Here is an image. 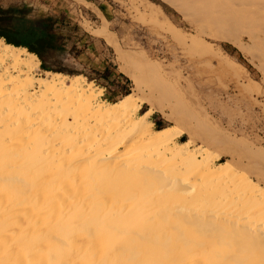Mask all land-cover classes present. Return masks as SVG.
I'll return each mask as SVG.
<instances>
[{"label": "bare ground", "instance_id": "bare-ground-1", "mask_svg": "<svg viewBox=\"0 0 264 264\" xmlns=\"http://www.w3.org/2000/svg\"><path fill=\"white\" fill-rule=\"evenodd\" d=\"M177 1L188 15H198L201 23L242 51L251 49L241 42L242 36L252 44L264 41V0ZM100 25L95 34H102ZM129 60L141 65L138 71L143 69L144 76L139 79L149 78L156 96L169 95V85L146 60ZM38 64L33 53L0 37V264H264V224L250 221L245 213L239 214L236 224L211 213L180 217L148 205L155 195L149 190L154 184L158 190L176 186V191L186 193L196 181L179 173L166 176L149 160L178 158L214 176L230 170L227 161L215 168L205 148L189 149L200 132L195 130L181 141L182 135L173 139L165 129L152 131L147 113L138 114L131 94L105 103L90 86H84V77L56 72L36 76ZM77 109L81 114L75 116ZM105 118L115 119L117 128L108 133L97 129L98 134L92 130L90 136L92 127ZM130 131L131 138L126 139ZM209 132L212 135L206 140L222 145L225 152H240L264 169L263 151L226 134ZM133 141L154 148L125 155L121 149ZM233 180L248 188L250 200L261 204L264 212V187L248 177L240 181L238 175ZM120 186L125 192L122 197L117 194ZM167 218L193 222L203 238L190 230L183 233L180 227L166 228ZM210 237L216 240H206Z\"/></svg>", "mask_w": 264, "mask_h": 264}, {"label": "rangeland", "instance_id": "rangeland-1", "mask_svg": "<svg viewBox=\"0 0 264 264\" xmlns=\"http://www.w3.org/2000/svg\"><path fill=\"white\" fill-rule=\"evenodd\" d=\"M171 1L180 6L170 3L169 0H0V9L2 11L11 7L19 9V13L16 12L13 16L18 25L21 24L23 15L28 19L46 16L55 19L56 29L64 37V46L47 61L51 67L61 70H43L39 61L36 76H41L44 72H56L69 78L75 75L82 76L85 79L84 86H90L92 90L90 87L89 89L96 98L113 104L123 96L108 92L106 88L94 81H88L84 76L96 77L91 71L112 65L111 71L121 73L130 80L129 94L138 104V114L147 113L146 120L151 123L152 131L165 129L168 137L176 139L182 135L181 141H186L196 130L202 136L196 133L193 144L189 143V149L196 151L198 148H205L204 151H208V158L215 163V168L221 167L220 162H228L227 166L230 168L227 169L230 170H225L219 177L218 174L214 176L202 173L198 165L192 161L193 164L186 163L188 161L183 163L173 157L149 160L151 167L160 168L167 174L166 176L179 173L189 180L196 178L192 185L193 189L188 190L189 193L176 191L174 189L176 186L158 190L159 185L151 184L153 187L149 190L154 192L157 199L152 197L148 200L149 206L152 205L154 209L157 207L156 210L159 208L170 210L180 217L211 213L233 223L239 220V214L243 212L250 221L264 224L261 204H255L250 200L248 188L242 182L233 180L238 179V175L240 181L241 178L248 177L255 183L258 182L259 188L264 187V169L252 165L253 163L247 158L244 159L240 152H225L222 145L206 140L207 136L212 135L209 131L226 134L244 141L255 150L264 152V41L252 44L242 36L241 42L251 48L242 51L234 43L223 39L212 26L201 23L198 15H188L179 1ZM10 16L11 14L7 12H0V29L9 24ZM99 25L104 26V30L101 28L102 34L98 35L94 32L97 30L99 32ZM105 37L110 43L104 39ZM132 54L135 57H130ZM127 57L132 58L133 62L143 63L146 60L169 85V95L165 98L156 96L158 93L152 88L151 80L146 77L144 80L139 79V76L141 78L144 76L143 69L141 73L138 71L139 69L141 71V67L139 68L141 65L134 63L135 67L130 64ZM123 60L125 62L128 60L130 66L127 62L124 65ZM131 72L136 75L135 80ZM113 76L112 72L111 77ZM135 81H138V86ZM108 87L112 88L110 85ZM76 108L71 109L76 111ZM79 110L82 112L80 108ZM79 110L73 111L74 115L75 113L79 115ZM181 114H186L187 119L184 115L181 117ZM108 119L99 120L103 127L98 126L99 123L98 128L92 127L88 134L91 136V131L97 129L105 130L103 131L105 133L115 130L116 120ZM96 133L98 134V130L94 132ZM131 135L130 131L126 133L125 138L130 139ZM153 148V145L133 141L121 150L125 155H132L144 154ZM209 154H212L211 157ZM217 156L221 158L220 161L216 160ZM118 191L120 197L125 195L121 186L118 187ZM240 197L243 201L239 199ZM167 219L169 220L164 222V225L169 222L165 225L166 228L180 227L183 233L189 234L190 230L197 237L203 238L193 222L184 218L176 220L177 222L174 220L177 218L173 221L171 218ZM234 228L231 227L230 230ZM236 229L240 231L239 227ZM208 239L216 240L211 237L206 240Z\"/></svg>", "mask_w": 264, "mask_h": 264}, {"label": "trees", "instance_id": "trees-1", "mask_svg": "<svg viewBox=\"0 0 264 264\" xmlns=\"http://www.w3.org/2000/svg\"><path fill=\"white\" fill-rule=\"evenodd\" d=\"M176 4L175 1L169 0ZM180 6V5H178ZM0 12L11 14L9 24L0 29V37L7 43L14 46H22L28 52L33 53L40 61V68L43 70L60 71V68L48 65L47 59L64 46V37L56 29V21L51 16L36 19H28L23 15L22 22L18 25L13 16L19 13V9L8 8ZM112 65L103 66L100 70L91 71L96 77L84 75L88 81H94L97 85L103 86L117 96L129 94L130 80L121 73L110 70ZM113 72V77H111ZM108 85L112 86L108 87Z\"/></svg>", "mask_w": 264, "mask_h": 264}]
</instances>
